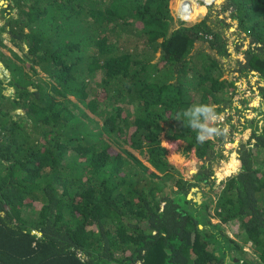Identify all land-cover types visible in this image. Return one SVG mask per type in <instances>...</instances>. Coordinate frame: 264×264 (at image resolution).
Returning a JSON list of instances; mask_svg holds the SVG:
<instances>
[{
	"label": "trees",
	"instance_id": "obj_1",
	"mask_svg": "<svg viewBox=\"0 0 264 264\" xmlns=\"http://www.w3.org/2000/svg\"><path fill=\"white\" fill-rule=\"evenodd\" d=\"M170 2L0 5L10 73L0 75V264H264V125L218 191L214 163L186 179L161 140L221 158L214 139L197 143L175 117L195 104L220 115L232 101L226 11L251 37L239 70L264 82V0H224L177 27ZM187 6L191 20L207 12L176 0ZM202 182L211 193L198 203L188 196Z\"/></svg>",
	"mask_w": 264,
	"mask_h": 264
},
{
	"label": "rangeland",
	"instance_id": "obj_2",
	"mask_svg": "<svg viewBox=\"0 0 264 264\" xmlns=\"http://www.w3.org/2000/svg\"><path fill=\"white\" fill-rule=\"evenodd\" d=\"M194 1L200 5L197 0ZM8 2L9 0H0V5L8 7ZM223 2L224 0H217L213 4L207 5L206 14H208L209 8L213 10V13L216 11H221L220 7L222 6ZM170 8L176 21L175 27H177L179 25V11L176 8V0H171ZM16 11L17 9L14 10L13 13H16ZM224 15L226 16L227 24L229 25V27L226 28V26H224V28H226V32L229 37V48L231 51V56L226 59L225 67L227 68V71L225 72L224 77L229 78L230 80H235L238 87L233 94L231 103L226 102V106L224 108L225 110L220 115H217L218 119L215 122L216 127H224V131L228 133L221 140H218L216 137L212 138L216 143L214 146L215 149L223 151L224 153L221 154V158L218 156V158L216 157L217 162H214L216 158L211 156L205 159H200L196 155L195 149H193L188 154L182 153L183 146L185 145L184 141L169 140L164 133L161 135L162 144L168 151L167 157L169 161L179 168L180 172L186 179H193L194 176L201 171L204 164H207L209 167H211V164L214 163L213 170L215 175H212L211 179L213 181L215 180L214 187L216 188V191H218L219 184L222 180L237 172L236 168L234 169L233 158L239 160V149L247 142L249 144H253L255 139H252V136L255 129H261V127L264 125V99L259 89L260 86L264 85V82L260 74L256 71L250 72L246 76L239 70L241 67L239 61L245 60L246 50L251 43V37L246 32L241 33L240 29L236 28L238 21L230 17V11H226L225 14H222V16ZM204 17L201 18V16H198L193 20H191L189 17L187 21H185V25L197 23L204 19ZM211 18L216 17L211 16ZM5 25L6 19L4 18V13L0 12V28H5ZM5 36L7 35L5 34ZM207 45L208 43L199 42L196 44V48ZM5 51L9 53L8 50ZM157 56L159 57L160 54L158 53ZM222 61H224V59H222ZM4 66V63L0 61V75L1 77L6 78L10 75V73L8 70L4 69ZM30 88L33 87L30 86ZM15 89L16 88L14 87H8L5 90V93L10 94L12 91H15ZM230 90H232V88ZM16 112L23 114L24 110H16ZM224 167L227 170V173L223 176H220V171ZM194 187H198V189L193 190ZM194 187L191 189L190 193V197L194 200L199 191H204V194L211 193V185L209 183L202 182L199 186ZM234 229L235 225L233 223L226 224L227 233L231 234L232 236Z\"/></svg>",
	"mask_w": 264,
	"mask_h": 264
},
{
	"label": "clouds",
	"instance_id": "obj_3",
	"mask_svg": "<svg viewBox=\"0 0 264 264\" xmlns=\"http://www.w3.org/2000/svg\"><path fill=\"white\" fill-rule=\"evenodd\" d=\"M183 1V0H182ZM201 5H207L215 3L217 0H197ZM179 11V9H178ZM207 13V12H206ZM207 14L200 15L201 18ZM179 18L183 21H187L188 18ZM205 18V17H204ZM175 119L182 121L183 126L196 132V142L203 144L214 137L222 134L220 128L215 126V122L218 119L217 112L214 106L208 104H195L184 110L182 113H177ZM186 121V124L184 123ZM240 162H236V170H239Z\"/></svg>",
	"mask_w": 264,
	"mask_h": 264
},
{
	"label": "water",
	"instance_id": "obj_4",
	"mask_svg": "<svg viewBox=\"0 0 264 264\" xmlns=\"http://www.w3.org/2000/svg\"><path fill=\"white\" fill-rule=\"evenodd\" d=\"M195 189H198V187H197V188H195V187L193 188V190H195ZM190 196H191V194H189L188 197L191 198ZM207 198H208L207 196H204V191H203V192H202V191H201V192L199 191V192L197 193V196L195 197V200H196L198 203H202V201H203V200H206Z\"/></svg>",
	"mask_w": 264,
	"mask_h": 264
},
{
	"label": "built area",
	"instance_id": "obj_5",
	"mask_svg": "<svg viewBox=\"0 0 264 264\" xmlns=\"http://www.w3.org/2000/svg\"><path fill=\"white\" fill-rule=\"evenodd\" d=\"M179 13H180V16H181L182 18H188V17L193 13V11H191V9H189V7L187 6L185 12L182 11V10H181V7H180V8H179Z\"/></svg>",
	"mask_w": 264,
	"mask_h": 264
}]
</instances>
